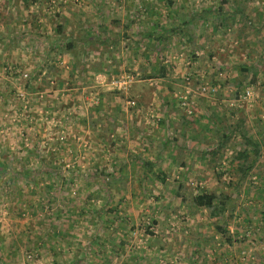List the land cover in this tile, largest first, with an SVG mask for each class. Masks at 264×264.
<instances>
[{
    "label": "rangeland",
    "instance_id": "1",
    "mask_svg": "<svg viewBox=\"0 0 264 264\" xmlns=\"http://www.w3.org/2000/svg\"><path fill=\"white\" fill-rule=\"evenodd\" d=\"M259 129L264 0H0V264H264Z\"/></svg>",
    "mask_w": 264,
    "mask_h": 264
},
{
    "label": "trees",
    "instance_id": "2",
    "mask_svg": "<svg viewBox=\"0 0 264 264\" xmlns=\"http://www.w3.org/2000/svg\"><path fill=\"white\" fill-rule=\"evenodd\" d=\"M66 49L70 52L73 51V47L71 44H67ZM238 132L244 134V130ZM244 139L247 140V136L244 135ZM229 140V137H223L222 140H218V145L213 147L214 149H209L208 151H206L207 154H209L210 156V163H214L217 160V157L222 153L225 144ZM248 141L251 144L250 146L252 147V149L255 150V156L253 158V161L251 163H248V160L251 158V153L248 148L237 152L234 155V159L232 161V164H236L241 173H248L250 170H252L253 166L258 160L257 154L260 152V144L258 142H253V140L249 139ZM229 201V195H226L225 193H206L195 197L192 203L198 208L208 209L211 218L215 219L218 222L223 219ZM217 230L220 234H223L224 236L227 233L222 225L217 226ZM230 242L232 241L230 240Z\"/></svg>",
    "mask_w": 264,
    "mask_h": 264
},
{
    "label": "crops",
    "instance_id": "3",
    "mask_svg": "<svg viewBox=\"0 0 264 264\" xmlns=\"http://www.w3.org/2000/svg\"><path fill=\"white\" fill-rule=\"evenodd\" d=\"M213 130V129H212ZM255 133L254 134H258L259 136H260V138H254L253 140V142H258V143H260V148H261V138L262 139H264V131L262 130V129H259V131L257 132V131H254ZM261 133H263L262 135H261ZM183 135H185V134H183ZM216 136H217V132H216ZM263 144H264V141H263ZM208 156H209V154H208ZM256 175H257V173H256ZM258 176V175H257Z\"/></svg>",
    "mask_w": 264,
    "mask_h": 264
}]
</instances>
